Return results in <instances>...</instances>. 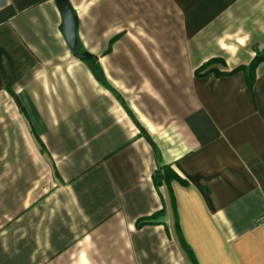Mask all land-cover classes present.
Listing matches in <instances>:
<instances>
[{
    "label": "crops",
    "instance_id": "0c3cea01",
    "mask_svg": "<svg viewBox=\"0 0 264 264\" xmlns=\"http://www.w3.org/2000/svg\"><path fill=\"white\" fill-rule=\"evenodd\" d=\"M70 2L111 88L0 0V264H264V0Z\"/></svg>",
    "mask_w": 264,
    "mask_h": 264
},
{
    "label": "trees",
    "instance_id": "16d2710c",
    "mask_svg": "<svg viewBox=\"0 0 264 264\" xmlns=\"http://www.w3.org/2000/svg\"><path fill=\"white\" fill-rule=\"evenodd\" d=\"M73 53L78 56L81 59H84L86 61L89 62L92 72L94 74V76L97 78V80H99V82L107 87V88H111L109 82L107 81V78L104 74V71L98 61L97 56L93 55L92 53H90L87 49L84 48L83 44L81 43V41L78 40L77 45L73 48ZM264 60V52L258 53L254 59L252 60L251 64L248 67V74H249V82L253 83L254 79H255V71L256 68L258 66V64ZM217 61H220L219 59H214L213 61H210L206 64H204L203 66H201L200 68L205 69V71L203 72L202 70H200V68L196 71L197 74L199 75H206L209 74L211 72H213L215 75L220 76L223 74H231L236 72L239 68L234 69L232 71H220L216 68H210L207 69V67L209 65H211L212 63H215ZM242 68V67H241ZM243 69V68H242ZM203 72V73H202ZM118 97H120L117 94ZM138 126L141 128V132L149 139L151 140V138L149 137V135H147L145 129L138 124ZM152 142V141H151ZM153 179L155 181V184L157 185V187H160L162 185L167 184L168 186L170 185V181L173 179H179L182 182H186L185 180H182L181 178H179V175L177 174V172L169 165H164L159 167L158 169L155 170V172L153 173ZM161 214V211L154 213L153 215L149 216V217H143L140 218L137 221V226L141 227L145 224L151 223L154 219H156V217H158Z\"/></svg>",
    "mask_w": 264,
    "mask_h": 264
},
{
    "label": "water",
    "instance_id": "95a60500",
    "mask_svg": "<svg viewBox=\"0 0 264 264\" xmlns=\"http://www.w3.org/2000/svg\"><path fill=\"white\" fill-rule=\"evenodd\" d=\"M63 17V30L69 45L78 43V19L70 0H56Z\"/></svg>",
    "mask_w": 264,
    "mask_h": 264
},
{
    "label": "rangeland",
    "instance_id": "374dc122",
    "mask_svg": "<svg viewBox=\"0 0 264 264\" xmlns=\"http://www.w3.org/2000/svg\"><path fill=\"white\" fill-rule=\"evenodd\" d=\"M199 68H200V67H199ZM199 68H198V69H199ZM198 69H197V70H198ZM200 70L205 71V69H203V68H200Z\"/></svg>",
    "mask_w": 264,
    "mask_h": 264
}]
</instances>
